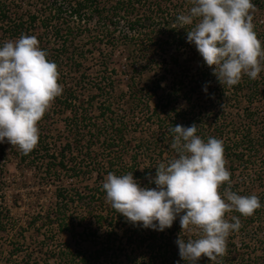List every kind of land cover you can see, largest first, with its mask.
<instances>
[{"label":"trees","instance_id":"obj_1","mask_svg":"<svg viewBox=\"0 0 264 264\" xmlns=\"http://www.w3.org/2000/svg\"><path fill=\"white\" fill-rule=\"evenodd\" d=\"M144 1L149 4L0 0V43L34 36L56 64L62 87L37 123L36 147L27 155L17 152L23 161L41 155L40 176L54 184V206L31 215L29 224L40 222L55 246L48 253L39 241L37 257L44 261L30 257L14 264H185L175 244L179 217L164 231L133 226L106 202L102 183L109 172H132L141 186L155 187L149 183L155 167L176 155L168 129L193 123L202 140L222 141L230 172V184L218 188L222 198L228 188L256 195L261 204L251 216L226 212L230 223L239 219V229L230 231L222 256L201 257L197 264H264V58L256 79L242 75L238 84L222 87L186 42L187 28L174 27L182 0ZM251 2L264 16V0ZM253 30L264 49V19ZM123 47L126 65L118 52ZM94 174L95 183L84 184ZM79 179L83 190L74 182ZM7 212L0 206V232ZM63 233L75 247L61 239Z\"/></svg>","mask_w":264,"mask_h":264},{"label":"clouds","instance_id":"obj_2","mask_svg":"<svg viewBox=\"0 0 264 264\" xmlns=\"http://www.w3.org/2000/svg\"><path fill=\"white\" fill-rule=\"evenodd\" d=\"M191 5L177 15L174 27L187 28L186 42L194 45L218 83L232 87L242 75L256 79L264 49L253 30L251 0H191ZM57 80L56 64L46 59L34 36L21 34L0 43V143L24 155L36 147L37 123L62 93ZM168 131L176 155L155 167L149 181L155 187L141 186L132 172H109L102 183L106 202L126 222L145 229L164 231L179 217L181 232L175 244L180 259L185 264H197L201 257L215 260L225 253L230 231L240 227L237 217L230 223L225 213L235 210L251 216L261 207L259 198L228 188L223 198L218 193L221 184H230L221 140H202L194 123Z\"/></svg>","mask_w":264,"mask_h":264},{"label":"rangeland","instance_id":"obj_3","mask_svg":"<svg viewBox=\"0 0 264 264\" xmlns=\"http://www.w3.org/2000/svg\"><path fill=\"white\" fill-rule=\"evenodd\" d=\"M141 1V3H139ZM185 1V2H184ZM145 4H144V3ZM139 6L148 5L149 1L137 0L136 2ZM183 8L182 14L186 13L191 7L189 0H182ZM252 15L253 25L256 22H260L264 19V16L259 14L258 9L250 10ZM258 39V38H257ZM118 52L128 54L129 51H126L125 48H121ZM127 57V56H125ZM128 57L122 58L120 63L126 65ZM92 63V61H89ZM91 65V64H89ZM197 66L196 63H194ZM263 74H260L262 76ZM122 81L125 80L122 75ZM145 79H148V76H145ZM146 82L148 80H145ZM118 90H121L118 88ZM159 95L162 91L158 92ZM158 100V97H155L154 101ZM62 122L55 123V126L62 128ZM56 131L54 130V133ZM19 149L15 146H12L5 143H0V206L6 207L9 212L8 218H5L7 221L6 229L0 232V264H14L16 262H25V258L36 257L40 259V262L44 261V257H37L39 250L37 249L40 246V242L50 253V249L54 248L55 243L51 240H47L43 236L44 227H40V222L36 225H30V216L35 215L38 211H47L52 208L55 203L54 197V184L52 182H46L40 176L39 166L42 169L40 164H36L39 161L41 155L32 154L31 158H28L27 161L21 160ZM44 154V153H43ZM35 157V162L31 163L32 158ZM127 164H130V160L126 157ZM96 179V174L93 175L92 179L84 182V184L92 185ZM78 189L83 190L85 185L82 184L83 180H74ZM67 186L69 184H66ZM79 231H82V228L78 227ZM70 234L63 233L60 234L61 239L64 242H68L75 247V240L71 239ZM45 238L46 240H44ZM45 242V243H44ZM37 244V245H36ZM36 245V246H35ZM86 248V246H83ZM36 248V250H35ZM17 249V252L14 251ZM46 250V249H45ZM31 258V259H33ZM53 260L48 261L47 264H56L52 262ZM46 264V263H45Z\"/></svg>","mask_w":264,"mask_h":264}]
</instances>
